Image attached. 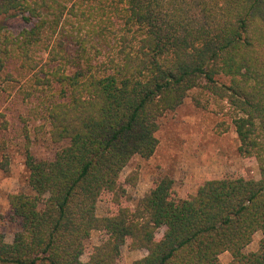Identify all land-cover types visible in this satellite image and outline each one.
Instances as JSON below:
<instances>
[{"label":"trees","instance_id":"16d2710c","mask_svg":"<svg viewBox=\"0 0 264 264\" xmlns=\"http://www.w3.org/2000/svg\"><path fill=\"white\" fill-rule=\"evenodd\" d=\"M0 74L36 102L51 150L26 149L0 264H118L126 244L147 252L134 264H264V0H0ZM193 91L227 104L260 179H209L183 199L165 175L120 205L139 183L123 171L155 155L162 118ZM105 194L118 207L99 216ZM94 232L106 238L83 262Z\"/></svg>","mask_w":264,"mask_h":264},{"label":"rangeland","instance_id":"374dc122","mask_svg":"<svg viewBox=\"0 0 264 264\" xmlns=\"http://www.w3.org/2000/svg\"><path fill=\"white\" fill-rule=\"evenodd\" d=\"M9 23L14 32L27 27L20 18ZM15 87L11 90L6 75L0 74V232L8 242L13 240L19 226L11 220L7 197L19 192L26 184V149L30 147L44 156L51 152L47 142L49 128L43 114L36 102L26 99L23 93L17 94L20 84L16 83ZM158 138L160 143L151 159L134 158L123 171L122 180L133 171H138L139 183L135 188L124 186L120 205L134 208V202L151 190L157 178L165 175L174 179V193L183 199L195 195L199 186L209 179L236 173L248 179H260L256 159L244 158L238 151L239 141L229 107L208 94L200 95L199 91H193L177 111L164 116ZM3 164H8V171L3 170ZM117 207L114 195L105 194L98 203V215L113 213ZM162 233L163 230L159 235ZM105 238L104 232L92 234L87 241L83 262L89 260L90 249L100 245ZM261 238V234L256 236L249 251L258 249ZM146 255V251L131 250L126 244L118 264H134ZM230 259L229 253L220 257L223 264Z\"/></svg>","mask_w":264,"mask_h":264}]
</instances>
